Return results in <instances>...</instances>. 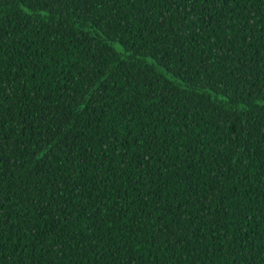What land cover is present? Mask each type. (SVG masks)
<instances>
[{
  "label": "trees",
  "instance_id": "trees-1",
  "mask_svg": "<svg viewBox=\"0 0 264 264\" xmlns=\"http://www.w3.org/2000/svg\"><path fill=\"white\" fill-rule=\"evenodd\" d=\"M0 83V264H264V0H0Z\"/></svg>",
  "mask_w": 264,
  "mask_h": 264
},
{
  "label": "snow or ice",
  "instance_id": "snow-or-ice-1",
  "mask_svg": "<svg viewBox=\"0 0 264 264\" xmlns=\"http://www.w3.org/2000/svg\"><path fill=\"white\" fill-rule=\"evenodd\" d=\"M177 2H179V0H177ZM189 2H192V0H189ZM202 2H203V0H202ZM218 2L225 3L226 0H218ZM231 2L235 5L236 3L239 2V0H231ZM226 34L230 36L232 33L230 30H226ZM0 87H2V83H0ZM0 167H2V164H0ZM262 207H264V206H262ZM225 239H227V237H225ZM49 242H51V241H49Z\"/></svg>",
  "mask_w": 264,
  "mask_h": 264
}]
</instances>
